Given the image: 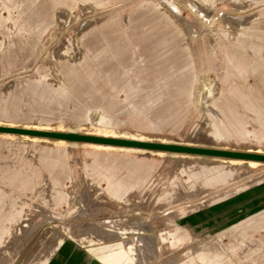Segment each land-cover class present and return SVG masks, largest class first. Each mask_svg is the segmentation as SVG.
Wrapping results in <instances>:
<instances>
[{"label": "rangeland", "instance_id": "1", "mask_svg": "<svg viewBox=\"0 0 264 264\" xmlns=\"http://www.w3.org/2000/svg\"><path fill=\"white\" fill-rule=\"evenodd\" d=\"M0 125L264 153V0H0ZM83 143L0 134V264H264V164Z\"/></svg>", "mask_w": 264, "mask_h": 264}, {"label": "water", "instance_id": "2", "mask_svg": "<svg viewBox=\"0 0 264 264\" xmlns=\"http://www.w3.org/2000/svg\"><path fill=\"white\" fill-rule=\"evenodd\" d=\"M0 132L22 133V134H30V135H37V136L63 138V139L75 140V141L108 143V144L125 145V146H137V147H144V148H149V149H161V150L177 151V152L203 153V154L219 155V156H225V157H235V158H242V159H254V160L264 161V154L233 151V150L212 149V148H200V147L186 146V145H181V144H163V143H157V142H144V141H135V140H128V139H120V138H108V137H101V136L84 135V134L70 133V132L68 133L52 132V131L50 132V131H42V130H34V129H26V128L1 126V125H0Z\"/></svg>", "mask_w": 264, "mask_h": 264}, {"label": "bare ground", "instance_id": "3", "mask_svg": "<svg viewBox=\"0 0 264 264\" xmlns=\"http://www.w3.org/2000/svg\"><path fill=\"white\" fill-rule=\"evenodd\" d=\"M9 127H14L13 125H6ZM17 128H26V129H34V130H42V131H52V132H59L57 130H52L49 128H42V127H31V126H23V127H17ZM66 133L70 132V133H78L75 131H65ZM0 134H4V135H9V136H16L19 138H30L33 140H42V141H49L51 143H55V144H67L69 142L71 143H76V142H84L83 144H89L90 146H94L96 148H125V149H130V151H132V149H137V150H141V151H147V150H154L158 153H163V152H167V153H180V154H186V155H190V156H196V157H206V158H214V159H220V160H228L232 163H239V162H243L246 161L249 165H258V164H264V161L261 160H254V159H242V158H235V157H225V156H219V155H211V154H203V153H191V152H177V151H168V150H161V149H149V148H144V147H137V146H125V145H115V144H108V143H97V142H86V141H75V140H67V139H63V138H55V137H48V136H37V135H30V134H22V133H10V132H0ZM81 134V133H78ZM84 134V133H82ZM84 135H93V134H84ZM93 136H101V137H108V138H120V139H128V140H135V141H144V142H155V141H147L144 139H140V138H136V137H128V138H121L119 136H108V135H93ZM157 143H163V144H177V143H165V142H157ZM186 145V144H185ZM186 146H193V145H186ZM194 147H200V148H212V147H201V146H195ZM212 149H220V148H212ZM221 150H227V149H221ZM234 151V150H233ZM153 152V151H152ZM243 152V151H241ZM247 152V151H245ZM258 152V151H255ZM255 152H249V153H255ZM258 154H264V153H258Z\"/></svg>", "mask_w": 264, "mask_h": 264}, {"label": "crops", "instance_id": "4", "mask_svg": "<svg viewBox=\"0 0 264 264\" xmlns=\"http://www.w3.org/2000/svg\"><path fill=\"white\" fill-rule=\"evenodd\" d=\"M255 52H257V54H258L259 53V49L258 48H255ZM231 57H233V56H231Z\"/></svg>", "mask_w": 264, "mask_h": 264}]
</instances>
